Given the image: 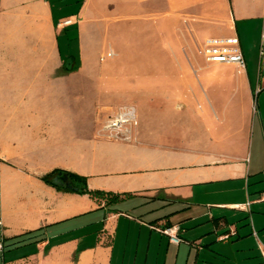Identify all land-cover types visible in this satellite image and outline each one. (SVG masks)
Here are the masks:
<instances>
[{"label":"crops","instance_id":"crops-1","mask_svg":"<svg viewBox=\"0 0 264 264\" xmlns=\"http://www.w3.org/2000/svg\"><path fill=\"white\" fill-rule=\"evenodd\" d=\"M55 2L66 1L0 0V264L264 263L258 249L264 246V0H84L76 17H56ZM110 4L131 14L160 11L162 38L179 45L190 66V97L183 95L182 76L172 85L148 69L137 80L134 65L119 73L85 66L82 19L91 17L95 27ZM70 28L76 29L77 62L63 61L59 49V32ZM209 35L236 37L245 68L206 66L189 54ZM149 57L150 66L166 72L163 54ZM205 90L215 98L206 119L214 106L222 109L229 91L227 113L244 128L237 141L217 130L209 140L191 137L170 146L144 117L130 144L99 134L100 110L132 99L143 106L161 99L162 108L175 101L181 112L190 103L195 122ZM56 138L69 140L75 156L64 172L85 178L88 190L129 196L105 205L43 181L48 166L39 168L29 156L39 153V140ZM172 226L180 229L177 246L158 231Z\"/></svg>","mask_w":264,"mask_h":264},{"label":"rangeland","instance_id":"rangeland-1","mask_svg":"<svg viewBox=\"0 0 264 264\" xmlns=\"http://www.w3.org/2000/svg\"><path fill=\"white\" fill-rule=\"evenodd\" d=\"M63 6H59L57 2L54 3L55 16L61 17H76L79 13L84 0H65ZM96 17V16H95ZM91 17L84 16L82 21L85 26L86 39L84 43L88 49L87 57L85 58V66L95 67L97 69L106 71H114L116 73L121 67L129 64V67L135 66L137 80L143 78L142 70L148 69L151 71V77L156 79H167L170 84H178L180 82V76H182V83L184 85L183 95L190 97L191 88L189 77L186 76V69H190L187 65L186 59L181 54V47L179 45L174 46L169 41H165L161 35V22L160 11L158 9H151L147 11L135 12L134 14L127 13L121 9H117L114 4H110L104 9L97 19V23L90 22ZM64 22L59 24V29L64 28ZM59 49L63 61L67 58L73 57L74 61H78V40L75 28H70L66 34L63 31L59 32ZM218 35H209L208 37L216 38ZM202 42H195L192 45V49L189 50V54L196 55L198 62L202 59L198 53L197 48ZM152 52H160L163 54L166 62L164 66L167 67L166 72L162 71L159 66L151 65L152 60L149 56ZM107 54H112L107 57ZM167 56H166V55ZM170 58L169 60L166 59ZM182 58V59H181ZM191 59V56L189 57ZM102 59V60H101ZM180 60H184L186 63L179 66L177 63ZM147 65V66H146ZM206 66H209L205 63ZM195 66V65H194ZM172 67V70H171ZM165 73V74H164ZM169 73V74H168ZM168 76H167V75ZM158 81V80H157ZM71 83L83 82L80 79H71ZM186 86V87H185ZM234 88L232 86L231 90ZM227 91L225 93L224 102L222 103V109L218 110L215 106L214 114L206 119L203 112L214 103L215 98L211 92L199 93L198 108L200 112L195 122L190 120L189 111L191 109L190 103L185 106L183 112L175 106V101L169 107L162 108L159 106L161 99L157 100L153 97L149 98L148 105L142 104L141 101L132 99L124 106H133L137 112V117L141 126L144 121L149 128L155 133H160L166 139L168 145L176 146L181 141L191 140V137H196L200 141L209 140L212 134L216 135L217 130L225 132V135L232 141H237L242 134L244 128L240 124L239 118L231 120L228 115L230 106L227 103ZM233 93V91H231ZM205 94L206 96H202ZM142 97V92L136 93L135 96ZM130 99V100H131ZM239 94L236 93L233 97L238 103ZM185 104V97H184ZM215 104V103H214ZM122 106L111 105L108 108L100 110L98 113V124L101 125L105 121L108 114L111 111L116 110ZM72 110L77 111V108L72 107ZM188 110V114L186 113ZM196 117V116H195ZM227 139V140H229ZM43 141L49 142V148L41 149V143ZM69 140L63 138H56L54 140H39V153L29 156L33 159L34 163H37L39 168L43 165H47L49 172L45 176L52 172L64 171L75 159V156L71 153V150L66 147V142ZM53 143V145H51Z\"/></svg>","mask_w":264,"mask_h":264},{"label":"built area","instance_id":"built-area-1","mask_svg":"<svg viewBox=\"0 0 264 264\" xmlns=\"http://www.w3.org/2000/svg\"><path fill=\"white\" fill-rule=\"evenodd\" d=\"M64 24L69 25L70 21L64 22ZM197 53L209 66L232 65L240 69L245 68L244 57L236 37L207 38L197 48ZM111 55L107 54V57ZM259 62L264 63V33H262L259 46ZM138 126L139 120L135 108L122 106L108 114L100 125L99 134L107 141L130 144L135 141V132ZM239 209L242 208L239 207ZM158 231L168 237L169 242L173 245L177 246L182 242L178 226L166 227ZM258 249L261 257L264 258V246L259 245Z\"/></svg>","mask_w":264,"mask_h":264},{"label":"trees","instance_id":"trees-1","mask_svg":"<svg viewBox=\"0 0 264 264\" xmlns=\"http://www.w3.org/2000/svg\"><path fill=\"white\" fill-rule=\"evenodd\" d=\"M65 66H67V64ZM60 172L67 174L68 180L71 182L70 189H66L65 187H59L52 184L51 179ZM42 179L43 181L54 186L57 189H65V191L67 192H76L79 194L88 195L91 199L99 203L103 202L105 205H114L129 196L128 194H115L98 190H88L86 187L85 178L64 171L52 172L51 174L43 177Z\"/></svg>","mask_w":264,"mask_h":264},{"label":"water","instance_id":"water-1","mask_svg":"<svg viewBox=\"0 0 264 264\" xmlns=\"http://www.w3.org/2000/svg\"><path fill=\"white\" fill-rule=\"evenodd\" d=\"M52 183L56 186H65L67 189L71 188V182L68 180L67 174L62 172L52 178Z\"/></svg>","mask_w":264,"mask_h":264}]
</instances>
